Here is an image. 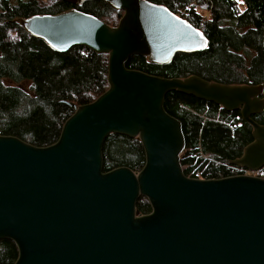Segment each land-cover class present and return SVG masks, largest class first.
<instances>
[{
	"label": "water",
	"instance_id": "obj_1",
	"mask_svg": "<svg viewBox=\"0 0 264 264\" xmlns=\"http://www.w3.org/2000/svg\"><path fill=\"white\" fill-rule=\"evenodd\" d=\"M104 1L123 11L116 26L78 9L15 17L30 36L57 53L74 46L107 55V89L92 102L63 101L72 114L44 147L0 135V239L17 246L13 264H264V177L231 174L198 179L180 164L181 122L163 108L178 91L238 110L252 127L230 166L264 167V81L224 84L197 75L166 78L126 67L133 55L167 65L177 53L203 51L204 33L165 5ZM110 134L140 141L139 171H103ZM147 199L151 211L136 203Z\"/></svg>",
	"mask_w": 264,
	"mask_h": 264
},
{
	"label": "trees",
	"instance_id": "obj_2",
	"mask_svg": "<svg viewBox=\"0 0 264 264\" xmlns=\"http://www.w3.org/2000/svg\"><path fill=\"white\" fill-rule=\"evenodd\" d=\"M148 1L165 5L200 29L208 44L203 51L175 54L167 65L151 64L146 57L133 55L125 63L127 68L166 78L197 75L224 84L264 81V0H242L241 5L236 0ZM73 8L110 26H116L123 14L104 1L76 6L63 0H0V135L15 136L38 147L53 144L73 112L63 101L86 104L107 89V55L80 46L57 53L12 21ZM163 108L182 125L185 155L180 157L181 166L206 158V177L232 174L229 161L252 141V127L238 110L229 112L178 91L165 94ZM252 118L264 124V111ZM102 154L104 172L120 166L139 171L145 162L140 141L125 135H108ZM136 209L140 214L151 211L143 196ZM17 256L14 241L0 239V264H13Z\"/></svg>",
	"mask_w": 264,
	"mask_h": 264
},
{
	"label": "built area",
	"instance_id": "obj_3",
	"mask_svg": "<svg viewBox=\"0 0 264 264\" xmlns=\"http://www.w3.org/2000/svg\"><path fill=\"white\" fill-rule=\"evenodd\" d=\"M236 118H238V116ZM199 157H201V155H199ZM203 160L204 161H201L200 163H196V161H193L192 163L185 164L184 166H181V167L183 171L184 170L187 171L186 175L189 177H194L198 179H206L208 178L206 177V171L209 168V163H208L209 159L204 158ZM204 162L206 163L203 165V167L200 168L198 165H202ZM231 173L232 174H253V175L261 176L263 175V168L256 172H250L247 169L232 166Z\"/></svg>",
	"mask_w": 264,
	"mask_h": 264
},
{
	"label": "rangeland",
	"instance_id": "obj_4",
	"mask_svg": "<svg viewBox=\"0 0 264 264\" xmlns=\"http://www.w3.org/2000/svg\"><path fill=\"white\" fill-rule=\"evenodd\" d=\"M236 1L239 2L240 5H241L242 0H236ZM197 10L200 11L202 14H204V11H202L200 8H197ZM182 154H183V155L185 154V151H184V150H183L182 153L180 154V157H181Z\"/></svg>",
	"mask_w": 264,
	"mask_h": 264
},
{
	"label": "flooded vegetation",
	"instance_id": "obj_5",
	"mask_svg": "<svg viewBox=\"0 0 264 264\" xmlns=\"http://www.w3.org/2000/svg\"><path fill=\"white\" fill-rule=\"evenodd\" d=\"M186 173H187V171H186Z\"/></svg>",
	"mask_w": 264,
	"mask_h": 264
}]
</instances>
